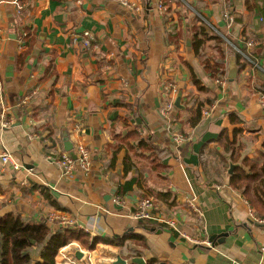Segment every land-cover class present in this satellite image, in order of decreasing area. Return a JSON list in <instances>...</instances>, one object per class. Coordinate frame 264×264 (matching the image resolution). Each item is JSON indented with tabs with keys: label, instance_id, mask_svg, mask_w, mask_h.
Here are the masks:
<instances>
[{
	"label": "crops",
	"instance_id": "0c3cea01",
	"mask_svg": "<svg viewBox=\"0 0 264 264\" xmlns=\"http://www.w3.org/2000/svg\"><path fill=\"white\" fill-rule=\"evenodd\" d=\"M20 1L22 11L0 0V113L12 123L4 129L0 118V157L8 151L20 165L0 159L2 214L56 215L101 240L91 251L70 243L56 264H264V218L232 189L224 148L235 139L245 156L263 151L264 0H129L139 14L114 0ZM202 29L225 44L207 41L197 54ZM85 32L94 48L83 46ZM219 53L223 74L214 76L206 62ZM214 102L217 112L203 117ZM67 141L75 155L87 149L89 170L56 164ZM142 141L167 155L152 156ZM143 199L178 231L134 220Z\"/></svg>",
	"mask_w": 264,
	"mask_h": 264
},
{
	"label": "trees",
	"instance_id": "16d2710c",
	"mask_svg": "<svg viewBox=\"0 0 264 264\" xmlns=\"http://www.w3.org/2000/svg\"><path fill=\"white\" fill-rule=\"evenodd\" d=\"M21 3L23 4L22 1ZM201 34L203 39L197 41L194 47L197 54L207 41H215L218 46L225 44L224 39L213 31L209 33L206 29H202ZM224 61L222 53H219V57L214 60L213 65L207 61L208 73L214 76L222 75ZM194 83L201 88L197 79H194ZM201 111L202 105L198 107L194 119L190 121L192 126L201 123ZM141 144L145 143L142 141ZM236 144L237 141L234 139L233 142L227 141L224 146L226 153L233 159L231 164L235 165L230 176V185L233 190L243 195L260 217H264V145L263 151L259 153L258 157L251 158L248 155H243L241 147L236 148ZM143 150L151 152L152 156L156 157L167 155L163 149L148 142L143 146ZM115 161L116 156L109 167L113 168ZM5 206L6 204L0 201V264H56L59 252L70 243L77 241L91 251L101 241L97 238L90 241L88 234L73 228H62L57 225L58 228L53 230L49 227L48 220L36 222L29 217L12 212L2 214ZM152 224L158 230H163L165 227ZM133 239L139 240L140 237L135 235Z\"/></svg>",
	"mask_w": 264,
	"mask_h": 264
},
{
	"label": "built area",
	"instance_id": "2783aa9c",
	"mask_svg": "<svg viewBox=\"0 0 264 264\" xmlns=\"http://www.w3.org/2000/svg\"><path fill=\"white\" fill-rule=\"evenodd\" d=\"M114 1L133 14H139L142 10L141 6H139L137 3L130 2L129 0H114ZM13 4L17 7L19 11H22L25 8V6L21 3L20 0H14ZM158 9L162 14L167 13V9L166 7L163 6L162 3L159 4ZM1 36H2V31L0 30V39ZM81 37H82L83 46L85 48L95 47L96 40L93 34H91L90 32H85L81 35ZM260 44L261 43L250 42L248 46L253 48L259 46ZM20 47L23 48L22 45ZM219 83L224 84L223 81H219ZM174 91H175L174 85L170 84L165 87V93L167 96H169L171 93H174ZM27 100H28L27 98L23 99L21 101V104H26ZM261 102L264 104V97L261 99ZM172 108H173V104L167 103L164 107L163 114L164 115L168 114L172 110ZM217 110H218V102H214L209 108L203 110L202 115L203 117H210L214 115L217 112ZM0 118L2 120L1 125L4 129L10 127L12 123L7 118V114L5 110L1 109ZM76 157L77 160L73 159L70 156V154H65L61 157V159H59L56 162V164L59 167H61L67 174H70L74 170L76 163H78L83 170L85 171L89 170L91 165V156L85 147L83 146L78 147L76 152ZM0 159L4 167H12L15 171L20 170V165L18 163L17 164L14 163L13 157L8 151H5L1 155ZM113 203L115 205H121V201L117 198L113 200ZM192 207L194 208L193 204ZM133 219L136 220L137 222H142V223L151 222L157 225H163L169 229L178 231V227H177L178 223L175 220V218L169 217L165 214L162 215L157 213L155 203L151 199H143L137 204L135 213L133 214ZM48 221L49 223L58 222L59 227L62 228H72L74 226V222L59 218L56 215H51ZM182 235L185 238H187V240H190L187 235L185 234Z\"/></svg>",
	"mask_w": 264,
	"mask_h": 264
},
{
	"label": "water",
	"instance_id": "95a60500",
	"mask_svg": "<svg viewBox=\"0 0 264 264\" xmlns=\"http://www.w3.org/2000/svg\"><path fill=\"white\" fill-rule=\"evenodd\" d=\"M235 73H236V71H235ZM230 78H231V79H234V78H235V74H234V75H233V74L230 75ZM177 102H180V99H178ZM65 146H66L65 149H66V151L70 154V156H71L73 159L77 160L76 155H75L74 153H71V151H72V146H71V144L67 141V142L65 143ZM233 170H234V166L231 167L230 175L233 173ZM159 232H161V231H159ZM76 257H77L78 259H82V258H83V254H82L81 252H78V253L76 254ZM118 262H119L120 264H145L144 261H143V259H140V258H134V259H131V260L128 261V262H125V261H122L121 258L119 257V258H118Z\"/></svg>",
	"mask_w": 264,
	"mask_h": 264
},
{
	"label": "rangeland",
	"instance_id": "374dc122",
	"mask_svg": "<svg viewBox=\"0 0 264 264\" xmlns=\"http://www.w3.org/2000/svg\"><path fill=\"white\" fill-rule=\"evenodd\" d=\"M206 26H207V25H206ZM249 141H250V139H249L247 142L250 143ZM245 144H246V142H245ZM259 218H264V217H259Z\"/></svg>",
	"mask_w": 264,
	"mask_h": 264
}]
</instances>
